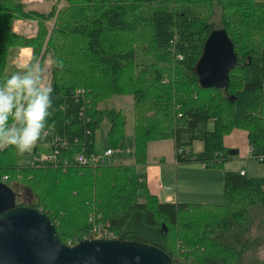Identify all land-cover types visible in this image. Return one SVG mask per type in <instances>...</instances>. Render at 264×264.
<instances>
[{
  "label": "trees",
  "instance_id": "trees-1",
  "mask_svg": "<svg viewBox=\"0 0 264 264\" xmlns=\"http://www.w3.org/2000/svg\"><path fill=\"white\" fill-rule=\"evenodd\" d=\"M217 8L236 62L224 85L202 87L195 65ZM18 19L36 22V33L16 32ZM23 47L64 68L51 77L55 129L33 150L55 149L56 159L0 151V180L14 204L44 212L65 244L90 237L95 226L155 245L172 264H240L246 245L239 249L222 233L245 232L252 211L264 212V176L224 169L221 202L160 201L141 166L148 141L171 138L178 162L222 167L230 157L223 137L236 128L253 156L264 154V1L55 0L43 12L0 0V82L17 71L7 65ZM117 95L132 100L130 162H73L79 152L96 154L103 121L107 147L126 149L125 114L103 106Z\"/></svg>",
  "mask_w": 264,
  "mask_h": 264
},
{
  "label": "water",
  "instance_id": "water-1",
  "mask_svg": "<svg viewBox=\"0 0 264 264\" xmlns=\"http://www.w3.org/2000/svg\"><path fill=\"white\" fill-rule=\"evenodd\" d=\"M233 46L223 28L209 33L195 65L202 87L222 86L235 65ZM229 150L228 154L235 153ZM163 226V224H162ZM164 231L167 228L164 226ZM0 264H172L159 247L131 239L85 237L61 242L47 215L15 205L14 193L0 180Z\"/></svg>",
  "mask_w": 264,
  "mask_h": 264
},
{
  "label": "clouds",
  "instance_id": "clouds-1",
  "mask_svg": "<svg viewBox=\"0 0 264 264\" xmlns=\"http://www.w3.org/2000/svg\"><path fill=\"white\" fill-rule=\"evenodd\" d=\"M17 71L0 82V151L14 148L31 154L55 129L53 69L63 70L62 60L33 55L16 65Z\"/></svg>",
  "mask_w": 264,
  "mask_h": 264
},
{
  "label": "rangeland",
  "instance_id": "rangeland-1",
  "mask_svg": "<svg viewBox=\"0 0 264 264\" xmlns=\"http://www.w3.org/2000/svg\"><path fill=\"white\" fill-rule=\"evenodd\" d=\"M26 4V7L29 9H34L38 11H47L50 8V5L55 0H23ZM264 1V0H262ZM218 8L215 9V12L211 18V24L212 28H218L219 22H218ZM23 21V22H22ZM36 22L31 20H15L13 23V29L18 32L25 34L27 36L31 34L36 33ZM32 35V36H33ZM23 48H29L30 55H31V49L30 47H23ZM22 54V58L24 60L29 59L30 55L28 56L25 51L14 50L11 54L10 61L7 65L8 70H13L14 68H17L16 65L24 60H20ZM24 54V55H23ZM49 57V56H47ZM45 57V58H47ZM13 66H9V65ZM103 106L106 107H115L122 110V112L126 116L127 120V147L123 150H113L112 159L113 162H123L128 163L130 162V155H131V149H132V137L130 129L132 127L133 117H132V100L130 96H113L110 98L106 103H104ZM108 127V122L103 121L101 128H99L95 133V149H96V155H102L103 151L108 146L107 138H106V130ZM234 130L239 134L240 139L238 136L235 135ZM244 130L241 128L233 129L229 132V134L226 135L232 136L236 139V141H233L232 138L229 136H226L224 138L225 146H227L226 150L227 152L229 150H236L237 148L240 149V153L244 156L250 157L248 151H247V145L246 140L243 136ZM170 139V138H169ZM237 146L232 147V144H235ZM198 145V144H197ZM245 146V148H244ZM200 148V146H199ZM51 151L46 146H39L36 151H33L31 154H25L23 158L30 156H35L36 158H41L43 155H49ZM241 155V156H242ZM230 158L237 156L236 155H229ZM251 159V160H250ZM250 159L244 157V160L241 159L239 163L241 165L250 167V170H252L254 173H249L248 175L254 174L256 176H264V161H258L252 157ZM231 160V159H228ZM250 164L249 166L247 164ZM224 167H228V162H224ZM144 166H141V169ZM223 175V171H222ZM139 199H142V194L139 193L138 195ZM222 200V197H221ZM215 202V201H212ZM220 202V201H217ZM252 221L250 222V227L247 231L241 232L239 230H232L231 232H223L222 236L225 237L226 240H230L231 243H233L237 248L242 249L243 245L245 244L246 247H244V250L241 254L240 258V264H264V212L260 210V208H255V210L252 211Z\"/></svg>",
  "mask_w": 264,
  "mask_h": 264
},
{
  "label": "crops",
  "instance_id": "crops-1",
  "mask_svg": "<svg viewBox=\"0 0 264 264\" xmlns=\"http://www.w3.org/2000/svg\"><path fill=\"white\" fill-rule=\"evenodd\" d=\"M21 50L25 51L28 56L30 55L29 48H21ZM20 60H24L22 54ZM234 133L240 139L239 134L235 130ZM243 136L246 140V149L248 151L246 132L243 133ZM225 137H223L224 146ZM229 137L236 141L234 137ZM234 146H237L236 142L232 144V147ZM225 147L227 148V146ZM235 151L233 154L227 153L228 155L237 154V156L232 158L230 156L226 159L228 167L208 166L198 161L181 163L175 158L174 142L171 138L151 140L147 143L146 160L142 165L144 166L142 171L145 174V181L149 190L156 194L160 201L219 203L217 201L221 202L223 200L222 171L224 169L244 171L246 175H248V170L249 173H254L250 170V167L239 163L241 159L244 160V157L245 159L252 157L249 151L250 157H243V153L239 155V148ZM247 165L249 166L250 164L248 163ZM248 176L256 175L251 174Z\"/></svg>",
  "mask_w": 264,
  "mask_h": 264
},
{
  "label": "built area",
  "instance_id": "built-area-1",
  "mask_svg": "<svg viewBox=\"0 0 264 264\" xmlns=\"http://www.w3.org/2000/svg\"><path fill=\"white\" fill-rule=\"evenodd\" d=\"M23 22V21H22ZM28 35L27 36H32ZM180 58V57H179ZM51 153L49 155H43L41 158H36L35 156H32L33 159H40V160H54L56 159L57 156V152L55 149L50 150ZM248 151L250 153V155L256 159V160H260V161H264V154H260V155H252V148L249 147ZM113 154V149L110 147H107L102 155H96V154H85L84 152H79L74 156L73 162L79 164V165H87V164H95L98 162H103L105 160H107L108 158H110ZM64 163H68V160H65ZM240 173H243V171H240ZM90 237H105V238H113V234L112 233H108L105 230L101 231L99 228L93 226L92 227V231L90 234Z\"/></svg>",
  "mask_w": 264,
  "mask_h": 264
}]
</instances>
